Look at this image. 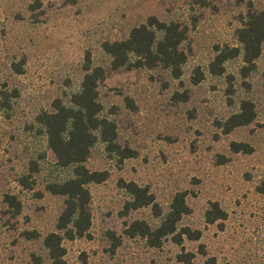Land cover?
I'll return each mask as SVG.
<instances>
[{"label": "rangeland", "instance_id": "obj_1", "mask_svg": "<svg viewBox=\"0 0 264 264\" xmlns=\"http://www.w3.org/2000/svg\"><path fill=\"white\" fill-rule=\"evenodd\" d=\"M33 1L0 0V89L20 91L10 115L0 112V264H34L32 254L49 264L41 240L54 230L64 205L63 196L45 188L54 157L30 127L35 115L78 85L87 52L93 63L106 66L101 43L125 38L150 15L187 28L183 73L173 78L161 65L130 68L109 71L100 84L99 100L105 111L113 109L117 141L135 148L137 156L117 163L100 147L92 150L87 166L107 169L109 176L89 186L92 225L88 236L62 242L66 264H206L210 256L216 264H264V193L253 187L264 175V44L256 70L245 79L248 85L242 83L240 58L227 61L220 76L207 71L217 45L236 43L240 15L250 7L264 11V0H40L41 6L31 9ZM21 57L24 71L15 74L10 63ZM196 67L205 75L193 84ZM230 83L234 92L228 94ZM242 98L255 102L256 119L221 137L217 122L236 111ZM230 140L247 142L253 151L233 153ZM43 150V169L34 175V188L26 190L16 177ZM223 158L227 161L220 163ZM120 179L147 185L159 203L186 190L191 212L181 224L200 229V238H184L182 245L168 239L150 248L139 236L128 237L125 223L154 218L149 207L121 214L127 195ZM7 192L21 201L15 216L6 209ZM212 201L227 212L221 227L219 221H204ZM25 230L40 236L26 239ZM112 235L120 241L116 247ZM182 247L193 253L190 263L179 260Z\"/></svg>", "mask_w": 264, "mask_h": 264}, {"label": "trees", "instance_id": "obj_2", "mask_svg": "<svg viewBox=\"0 0 264 264\" xmlns=\"http://www.w3.org/2000/svg\"><path fill=\"white\" fill-rule=\"evenodd\" d=\"M29 5L31 9H35L41 6V1L34 0ZM239 21L240 25L234 32L236 43L217 45L207 71L220 76L226 71L227 61L240 58L242 66L239 72L243 79L242 83L248 85L245 79L256 70L255 61L263 51L264 11L250 7L240 15ZM187 38V28L179 22L161 20L155 15L148 16L145 22L133 26L125 38L105 40L101 43V51L108 59L106 66L93 63L87 52L82 65L84 72L78 85L56 96L48 109H41L35 115L30 127L35 135L44 138L46 149L54 157L45 188L51 194L64 197V205L57 216L54 230L46 233L41 240L49 264H66L64 259L66 249L62 244L64 240L71 241L89 235L92 225L89 206L92 194L89 186L104 182L109 176L107 169H90L87 166L86 162L92 150L100 147L107 158L117 163L137 156L135 148L117 141L118 126L111 114L113 109L105 111L99 100L100 84L109 71L150 69L156 65L168 69L173 78H180L187 59L182 44ZM24 63V57L12 61L10 70L15 74L23 73ZM204 75L199 67L194 68L191 82L199 83ZM260 79L264 84V69L261 71ZM227 91L228 94L234 92L232 83L229 84ZM19 95V89L14 86L1 88L0 112L8 117L13 108V99ZM180 99H187L186 93L180 96ZM126 100L128 105L134 106L130 98L126 97ZM256 117L255 102L250 98H242L236 111L217 122L220 136L229 138L233 129L251 124ZM229 147L233 153L253 151V147L243 141L230 140ZM45 150L31 156L27 162V172L16 177V181L24 189L34 188V175L43 169L46 160ZM226 161L227 159L223 158L220 163ZM119 186L127 195L121 214L126 215L131 210L149 207L154 218L153 222L144 218H134L128 224L125 223L124 233L128 237L139 236L150 248H160L168 239L182 245L184 238L189 240L200 238V229H192L181 224L184 216L191 212L186 190L176 191L170 202L159 203L147 185L120 179ZM253 187L257 192L264 193V175L255 181ZM37 195L41 197L40 193ZM4 202L12 216L21 212L22 204L15 194L7 192L4 195ZM226 217L227 212L215 201L210 202L204 212V221L207 224L219 221L220 227ZM22 235L26 239H36L40 236L34 230H25ZM112 237L116 239L114 235ZM119 243V239H116L114 247ZM181 249L178 254L179 260L190 263L193 253L183 251V247ZM201 253L205 254V251L202 249ZM32 257L34 264H43L40 257L34 254ZM206 264H216L215 258L207 257Z\"/></svg>", "mask_w": 264, "mask_h": 264}]
</instances>
